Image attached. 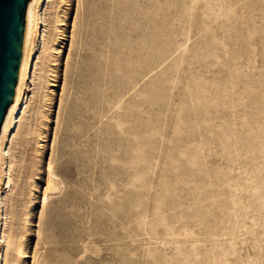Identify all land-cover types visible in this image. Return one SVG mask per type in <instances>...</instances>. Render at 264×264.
Wrapping results in <instances>:
<instances>
[{"label":"rangeland","instance_id":"1","mask_svg":"<svg viewBox=\"0 0 264 264\" xmlns=\"http://www.w3.org/2000/svg\"><path fill=\"white\" fill-rule=\"evenodd\" d=\"M33 43L5 264H264V0H42Z\"/></svg>","mask_w":264,"mask_h":264},{"label":"water","instance_id":"2","mask_svg":"<svg viewBox=\"0 0 264 264\" xmlns=\"http://www.w3.org/2000/svg\"><path fill=\"white\" fill-rule=\"evenodd\" d=\"M33 0H0V264H5L19 91Z\"/></svg>","mask_w":264,"mask_h":264},{"label":"bare ground","instance_id":"3","mask_svg":"<svg viewBox=\"0 0 264 264\" xmlns=\"http://www.w3.org/2000/svg\"><path fill=\"white\" fill-rule=\"evenodd\" d=\"M41 2L42 0H33L32 13H31V19H30V25H29L28 38H27V45H26L24 64H23V70H22V77H21V83H20L18 111L20 107L22 106V102H23V90L26 85V79L28 77L30 58L32 55V49H33V44H34L33 41H34L36 29L38 27V9H39ZM49 169L51 170L53 169L51 162L49 163Z\"/></svg>","mask_w":264,"mask_h":264}]
</instances>
